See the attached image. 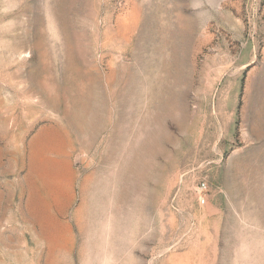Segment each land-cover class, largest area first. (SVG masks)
Wrapping results in <instances>:
<instances>
[{"label": "rangeland", "instance_id": "1", "mask_svg": "<svg viewBox=\"0 0 264 264\" xmlns=\"http://www.w3.org/2000/svg\"><path fill=\"white\" fill-rule=\"evenodd\" d=\"M0 264H264V0H0Z\"/></svg>", "mask_w": 264, "mask_h": 264}, {"label": "built area", "instance_id": "2", "mask_svg": "<svg viewBox=\"0 0 264 264\" xmlns=\"http://www.w3.org/2000/svg\"><path fill=\"white\" fill-rule=\"evenodd\" d=\"M204 187H205V183L200 185V189H201V190H203ZM200 202H201V203H204V202H205L204 197H200Z\"/></svg>", "mask_w": 264, "mask_h": 264}]
</instances>
